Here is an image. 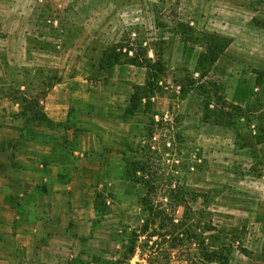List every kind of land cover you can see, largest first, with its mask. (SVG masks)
<instances>
[{
  "label": "rangeland",
  "instance_id": "1",
  "mask_svg": "<svg viewBox=\"0 0 264 264\" xmlns=\"http://www.w3.org/2000/svg\"><path fill=\"white\" fill-rule=\"evenodd\" d=\"M215 36L229 48L214 65H199L201 54L220 49ZM108 50L121 58L113 70L101 67ZM159 61L166 68L157 95L124 119L134 88ZM68 85L86 98L72 100L80 115L61 123ZM20 91L71 133L23 120L18 134L29 143H15L16 132L0 140V173L33 174L34 197L44 200L61 198L47 181L64 187L72 175L65 166H75L78 205L53 229L48 217L26 212L35 200L17 197L15 242L32 245L12 262L203 264L210 247L226 264H264V0H0V103L11 104L12 118L22 111ZM133 160L148 161L154 190L127 180ZM174 190L195 194L188 232L142 234L145 205L169 211ZM2 212L4 229L10 213ZM183 216L178 209L176 222Z\"/></svg>",
  "mask_w": 264,
  "mask_h": 264
},
{
  "label": "trees",
  "instance_id": "2",
  "mask_svg": "<svg viewBox=\"0 0 264 264\" xmlns=\"http://www.w3.org/2000/svg\"><path fill=\"white\" fill-rule=\"evenodd\" d=\"M215 41H218L217 45H220L219 50H212V48H209V53L207 54H201L199 65L202 66H211L217 63L221 57V55L225 52L226 49L230 46V41L219 39V37H214ZM101 67L103 70L109 68L113 70L116 68V66L121 63V58L119 55H117L116 50L111 51L108 50L105 52L103 57L100 60ZM132 62V61H130ZM135 65V64H134ZM150 69V75L149 79L144 86H137L134 88L133 94L130 96L128 100V107L124 111V119L130 120L135 118L141 111V108L143 106V102L145 100H148V104L150 105V101L157 95V91L160 90L159 83L165 76V68L166 66L162 61L157 62L151 67H148ZM52 80H55V78H51ZM58 79V78H56ZM55 84H50L49 89L53 88ZM21 95L20 98H18V101L20 105L22 106V111L19 113V117H21L23 120H25L26 125H32L33 127H41L45 125H50L52 127H61L59 124H54L53 121L47 118V116L43 112V108L41 105V100L37 96L27 98L25 94H23L22 91L19 92ZM45 93V92H44ZM42 93L41 96L44 95ZM147 107V106H146ZM149 135L153 138V132ZM146 149V148H145ZM149 173L150 168L148 161H127L124 174L127 177V180L135 183V184H144L148 191H152L155 189L156 181L152 183L149 179ZM153 184V185H152ZM195 197L194 193L191 192H176V190L172 191L168 196H166L167 199H169V211H160L155 208V206H151L150 203H147L145 205V214L147 213L149 216L145 220V224L142 229V234H148L150 229H153L155 227V232L153 235H150V237H155L157 235H160L162 237L167 238L168 236H176L175 239H177L181 233L182 235L184 233H187L189 230V225L187 224L188 221H191L190 219V202L192 201L189 197ZM182 208L184 210V216L183 220L180 224L177 223L176 214L178 209ZM186 223V224H185ZM165 230V233L162 231ZM183 231V232H182ZM158 232V234H157ZM165 240V239H164ZM137 244H131L129 247V254L126 257V262L130 261L136 252ZM176 247H180L179 244H175ZM214 247V246H212ZM201 255L203 257V264H212L215 262H218L219 264H226L224 260L221 258H224L226 262H228L227 256L223 255L221 252H219L216 248L211 249L209 247L205 248L204 252H201ZM190 264H196L195 259L188 260ZM149 264H152L149 263Z\"/></svg>",
  "mask_w": 264,
  "mask_h": 264
},
{
  "label": "crops",
  "instance_id": "3",
  "mask_svg": "<svg viewBox=\"0 0 264 264\" xmlns=\"http://www.w3.org/2000/svg\"><path fill=\"white\" fill-rule=\"evenodd\" d=\"M61 91L62 93H66L67 95L70 93L69 96H66V101L64 102L61 101V123H64L65 121H67V119H69V114H74V115L79 114L80 115V113L75 111L76 106L74 105V103L76 102H73L72 100H76V99L81 100V99L86 98V96H82L80 93L77 92L78 91L77 89H75L73 86L69 87V85H68V89H65V86H61ZM80 97H84V98H80ZM7 104L8 103H3V104L0 103V109L4 110L2 112L0 110V124L4 125V127L0 128V140L1 141L3 139H5V141L9 139L8 138L9 136H7L8 133L13 134L14 132H16L18 134L20 132L21 134L20 127H21V123L23 122V119L21 117L14 116V118H12L11 116H9L10 112L9 113L6 112L5 109L9 108L11 104L10 103L9 105ZM63 128L64 127H61V131L64 130L65 133H71L70 129H63ZM3 133H7V134H3ZM20 134L14 137L16 139L15 143H18L22 139L23 141V143L21 142L22 144H24V142L28 144L29 143L28 139L24 137L25 138V141H24V138H21ZM11 139H13V137ZM81 142L82 140L79 141V143ZM30 151L32 154L33 148L30 149ZM14 153H15V157L19 155V153L17 152H14ZM74 154L76 155L77 151ZM61 158H63L62 154H61ZM23 161L26 163L25 165H27L28 163L32 164L33 158L27 156L23 158ZM64 166H65L64 163L61 161V169ZM65 167L66 169L67 168L71 169L70 173L72 175L70 176V183L65 184V186L63 187L61 184H58L56 181L54 182L47 181V183L49 184L51 183V187H53L55 191L61 190V198H59V196H56V197L50 196V197L44 198V200L40 199V196L38 195L34 197V194H35L34 188L38 185V183L37 182L34 183L33 174L27 175L28 174L27 171H22L26 175H24V177L19 178L17 180L15 177H12L11 174L10 176L8 175L3 176L0 173V215L3 213L2 209H5L6 213L7 212L10 213V218L5 223L4 229L0 228V255L3 252L7 254H11L8 258L0 257V264H18L16 263V261L12 262L11 256L14 253H16L19 249H22V250L26 249L25 251L27 253L31 252L30 245L32 244L30 242L28 244H24L23 246L15 242L17 241V238H19V235L15 234L13 230V225L15 224L16 221L23 220L21 215L19 216L17 215V213L15 212V208L13 207L14 202L16 201L17 197L19 198L21 197L24 199L30 197L32 200H35L34 201L35 205L29 206L27 203H25L24 207L26 209V212H29V213L36 212L40 216L48 217V220L46 221H48L51 226H53V224H56V222L58 223L60 217L62 221L63 217H65L67 214V210L72 209L76 211L78 200H76L75 198L74 188L77 182L76 180L77 179L76 178L77 167L72 166V165H67ZM56 174H57V171L54 172V175ZM28 176L30 177L28 178ZM55 178L56 177H54V180ZM63 191H66V194H67L66 197L62 195ZM29 195H33V196L31 197ZM0 222H1V218H0ZM24 222H27L26 218ZM25 227L28 228L27 225H25ZM53 229H54V226H53ZM3 238H9V241L4 240Z\"/></svg>",
  "mask_w": 264,
  "mask_h": 264
}]
</instances>
